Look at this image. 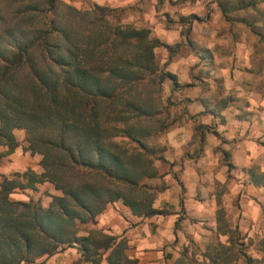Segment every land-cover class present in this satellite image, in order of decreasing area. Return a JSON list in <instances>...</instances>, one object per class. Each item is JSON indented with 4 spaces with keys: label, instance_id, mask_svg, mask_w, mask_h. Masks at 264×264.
I'll return each mask as SVG.
<instances>
[{
    "label": "trees",
    "instance_id": "obj_1",
    "mask_svg": "<svg viewBox=\"0 0 264 264\" xmlns=\"http://www.w3.org/2000/svg\"><path fill=\"white\" fill-rule=\"evenodd\" d=\"M260 5L264 0L219 7L226 18L249 8L257 14ZM9 10L0 0V148L13 153L14 131H24L23 151L41 156L42 173L0 177V264H41L67 248L79 249L90 264H100L105 252L107 264H134L123 243L92 225L116 202L137 217L167 213L153 208L164 186L148 183L160 178L154 163L163 161L154 142L175 124L166 122L168 105L160 100L165 79L177 87L173 76L157 72L154 50L163 44L147 29L112 22L99 7L78 11L44 0ZM241 23L264 39V26ZM191 47L212 63L208 49ZM257 171L245 170L248 181L264 186ZM43 183L60 192L47 207L10 199ZM217 221L216 239L202 254L208 264L264 263L242 251L243 237L228 229L221 208ZM174 264L191 261L183 252Z\"/></svg>",
    "mask_w": 264,
    "mask_h": 264
},
{
    "label": "crops",
    "instance_id": "obj_2",
    "mask_svg": "<svg viewBox=\"0 0 264 264\" xmlns=\"http://www.w3.org/2000/svg\"><path fill=\"white\" fill-rule=\"evenodd\" d=\"M257 55L253 47L236 50L230 56L212 55L214 67L211 65L209 76L214 77L213 68L216 75L221 72L220 79L226 91L221 95H203L202 84L207 80L198 84L194 81L192 87L184 89L185 84L175 89L173 84L166 86L171 88L172 101L183 109V117L165 133L164 142L167 144L161 154L163 161L154 163L160 178L148 183L164 186L157 194L153 208L167 213L137 217L121 202H116L108 205L92 225L123 243L128 261L134 264H174L182 249L187 247L188 240L198 245L205 243L204 252L206 246L216 239L217 211L220 208L228 229L239 233L246 230L240 222L228 220L231 200L239 199L242 206L248 207L242 212L241 219L256 215L258 223H263L259 233L264 236V208L261 207L264 205V186L251 184L245 173L251 167L264 173V162L261 161L264 160V141L258 136L264 137V89L262 91L259 87L258 94L254 91V79L264 80V60ZM193 60L199 63L193 58L189 65L193 66ZM184 67L181 64V68ZM23 147L26 144L9 155L5 154L6 148H0V177L10 178L27 169L42 173L41 156L30 155L23 151ZM229 163L231 170H228ZM16 191L21 193L14 194ZM15 192L11 194V200L32 199L40 201L43 207L48 206L50 196H60V192L48 183L37 185L34 191L17 189ZM254 202L255 207L251 206ZM258 227V224H252L249 228L250 245L254 235H258L253 232ZM226 239L227 236L220 237L222 242ZM108 254L103 253L100 264H107ZM256 254L253 257L248 255L264 262V251L257 249ZM40 263L90 264L84 262L77 248H67Z\"/></svg>",
    "mask_w": 264,
    "mask_h": 264
},
{
    "label": "rangeland",
    "instance_id": "obj_3",
    "mask_svg": "<svg viewBox=\"0 0 264 264\" xmlns=\"http://www.w3.org/2000/svg\"><path fill=\"white\" fill-rule=\"evenodd\" d=\"M1 1L4 7H7V10L9 8L11 10L21 4H27L31 1L41 2L44 0ZM239 1L240 0H59L62 5L78 11H89L95 7L103 8L105 10L104 13L109 16L112 22L117 21L124 26L149 30L150 38L156 39L163 44V46L154 50L155 63L158 69L157 72L161 75L170 74L175 78L177 87L173 89L182 87L180 84H185L182 87V89H184L192 87L191 85H193L194 81L198 84L200 81L207 80L205 84H202V93L205 97H211L215 94L221 95L226 92L223 88L222 80L220 79L221 72H218L216 75L215 68H213L214 77H210L209 71L212 68L211 65L214 67V63H205L197 58L191 45L195 46L196 49L211 50V54L216 57L223 55L230 56L236 50H245L246 48L253 47L258 53L257 57L260 56V58L264 60V39L255 36L250 31V28L241 23V20H244L247 23H254L255 26L259 28L264 26L262 20L263 16L261 15V13H264V5L259 6V13L257 14L253 13L249 8L243 11H230L227 17L224 18L219 7L220 2L223 4H230V7L234 9V6L238 4ZM10 10L8 13L12 12V10ZM191 55L193 58H196V60L198 59L199 62L196 63V61L193 60V66L197 64L194 67L189 65L191 59H193H190ZM181 64L185 65V67L181 68ZM262 65H264V63H262ZM205 70H208L207 73ZM178 81L180 83H178ZM254 81V91L258 94L260 88L262 91L264 89V86H262L264 80L254 79ZM183 82L191 83L187 84ZM171 84L172 82L169 79H165L162 86H160V100L162 105H168L166 122L170 123L174 121V123H176L183 117V115H181L183 109L176 104V101L174 102L171 99V88L170 86H168V88L166 87ZM172 127L165 133L170 131ZM165 133L159 136L154 142V144L162 148V150L166 149L167 144V142H164ZM14 135L19 146L22 144H26V147L28 146L24 131L15 130ZM258 136L264 141L262 135ZM26 147H23V149ZM261 161L264 162V160ZM13 175L11 177H13ZM20 193V191H16L14 194ZM251 204V206L255 207V202ZM230 205L232 208L228 209L231 212L227 216L228 220L231 223L240 222L246 228V230L240 231V236L243 237L242 243L244 244L242 251L252 257L256 256L257 249H259V251H264V236L259 233L263 223H258L256 215L252 216L254 218L245 217L241 219L242 212L247 211L248 207L242 206L239 199L231 200ZM251 206L249 211L251 210ZM261 207L264 208V205H261ZM236 214H238V217ZM260 216L263 217L262 214ZM252 224H258L259 229L253 231L258 232V235H254V238H252V245H250L248 239L251 237H249L248 234L251 231L249 228ZM204 246L205 243L198 245L188 240L187 247L182 249V253L184 252L186 254L191 264H208L205 261L206 259L204 260L202 257ZM236 264L244 263L243 260L239 259Z\"/></svg>",
    "mask_w": 264,
    "mask_h": 264
}]
</instances>
